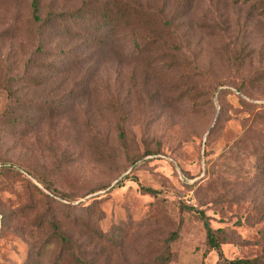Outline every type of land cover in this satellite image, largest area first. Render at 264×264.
Listing matches in <instances>:
<instances>
[{"label": "rangeland", "instance_id": "rangeland-1", "mask_svg": "<svg viewBox=\"0 0 264 264\" xmlns=\"http://www.w3.org/2000/svg\"><path fill=\"white\" fill-rule=\"evenodd\" d=\"M125 1L161 14L171 34L122 29L102 52L85 19L66 20L60 37L53 21L41 38L29 0H0V264H49L57 248L40 249L42 218L110 264L146 263L180 224L170 264H219L200 212L224 258L264 254V174L253 165L264 142V0ZM82 2L43 0L41 17ZM138 36L154 41L145 57ZM165 215L162 235L152 220ZM122 222L116 245L93 231Z\"/></svg>", "mask_w": 264, "mask_h": 264}, {"label": "trees", "instance_id": "trees-1", "mask_svg": "<svg viewBox=\"0 0 264 264\" xmlns=\"http://www.w3.org/2000/svg\"><path fill=\"white\" fill-rule=\"evenodd\" d=\"M43 0H29L28 7L30 12L31 24L35 26L36 32L42 38L43 31L48 28L53 21L55 27H58L57 37L62 35V31L67 35H70L71 27L66 23L68 19H85L86 23L92 27L99 35L96 39V46L103 52V50H109L117 45V40L114 36L116 31L122 29H129L134 34L145 33L151 31L150 35H156L158 31L167 32L171 34V28L164 21V17L161 14L151 13L138 5L125 1V0H83L81 6L72 13L55 12L49 9L47 17H41ZM264 12V5H263ZM156 19V20H154ZM67 20V21H66ZM66 21V22H65ZM69 30H68V28ZM159 30L157 29V27ZM139 37V36H138ZM40 39V38H39ZM38 39V41H40ZM154 41L150 40L146 36L134 38V47L141 56H147L151 51V46ZM40 51L41 48H40ZM13 81V80H12ZM8 106L5 109L4 115L11 117L14 114V110L11 107L13 97L8 94ZM15 121V118L13 119ZM254 169L264 174V142L259 150L256 151L254 157ZM29 182V180H27ZM143 191L148 193H155L152 188H143ZM200 216L203 220V228L205 231L206 245L209 250H215L219 255V264H264V254H260L247 258H224L220 252L221 236L219 235V229H213L210 227L208 220L203 212H200ZM165 219H170L168 215H165L160 221L158 217H153V222L157 224V230L162 235L165 233L160 230L161 223H165ZM74 223L81 226L90 227L89 221L86 217L74 218ZM60 223V222H59ZM54 218L40 219L38 222L39 229L45 227L50 230L49 238L41 244L40 249H48L52 246H56L57 253L50 260L49 264H110L109 260L103 255L104 249L93 248L86 250L80 247L77 243L70 239V233L68 231H62L59 224ZM175 224V223H173ZM48 225V226H47ZM78 225V226H79ZM125 223L122 222L119 226H114L110 232H102L97 228H93V231L97 234V237L101 241H105L107 244L116 245L123 239ZM181 225H173V230L169 232L167 237L161 240H155L154 244H161L160 247L154 250V254L151 260H148L144 264H170L171 242H175L179 237V230ZM110 233V234H109ZM31 261V255L26 262Z\"/></svg>", "mask_w": 264, "mask_h": 264}]
</instances>
